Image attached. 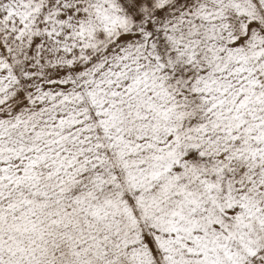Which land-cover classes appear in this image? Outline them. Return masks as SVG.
<instances>
[{
    "label": "snow or ice",
    "instance_id": "snow-or-ice-1",
    "mask_svg": "<svg viewBox=\"0 0 264 264\" xmlns=\"http://www.w3.org/2000/svg\"><path fill=\"white\" fill-rule=\"evenodd\" d=\"M0 264H264V0H0Z\"/></svg>",
    "mask_w": 264,
    "mask_h": 264
}]
</instances>
